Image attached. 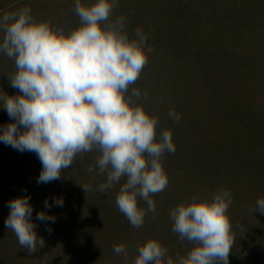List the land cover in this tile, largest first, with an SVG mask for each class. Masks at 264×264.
<instances>
[{
	"label": "rangeland",
	"instance_id": "374dc122",
	"mask_svg": "<svg viewBox=\"0 0 264 264\" xmlns=\"http://www.w3.org/2000/svg\"><path fill=\"white\" fill-rule=\"evenodd\" d=\"M74 5L75 0H0V16L30 7L36 20L71 30L79 25ZM118 16L127 17L130 37L142 27L153 49L129 91L148 93L138 103L159 116L158 135L170 130L175 144L163 159L168 186L151 197L155 217L149 213L135 228L119 211L115 197L126 178L107 193L97 190L106 176L98 168L87 171L95 167V151L77 156L59 180L38 184L37 155L0 142V264H132L137 246L150 238L174 259L184 256L194 245L172 231L170 211L218 189L233 196L229 264H264V213L253 212L264 198V0H119L112 19ZM15 72L14 60L0 54V94H21L9 81ZM170 109L179 114L178 123L169 119ZM12 122L0 107V130ZM21 196L30 197V219L45 241L34 253L20 248L5 226L8 202ZM54 197H63V207L46 209L45 199L51 203ZM139 206L147 207L142 200ZM41 211L55 222L38 220ZM121 243L127 259L113 251Z\"/></svg>",
	"mask_w": 264,
	"mask_h": 264
},
{
	"label": "clouds",
	"instance_id": "9594fccd",
	"mask_svg": "<svg viewBox=\"0 0 264 264\" xmlns=\"http://www.w3.org/2000/svg\"><path fill=\"white\" fill-rule=\"evenodd\" d=\"M118 3L75 0L79 25L71 30L36 20L30 7L0 16V54L14 60L16 72L9 81L21 93L0 94V107L14 121L0 130V142L37 155L42 164L38 184L59 180L77 156L97 152L95 167L87 169L93 173L98 168L97 174L106 176L97 190L107 193L126 178L115 202L131 226L140 228L149 213L155 217L151 197L168 186L163 159L175 152V144L170 130L158 135L159 116L138 103L148 93L138 88L129 91L153 49L142 27L130 37L125 30L127 17L112 19ZM168 117L176 123L180 120L171 109ZM29 200L21 196L8 202L5 226L20 248L34 253L45 241L30 219ZM140 200L146 208L139 206ZM232 202L228 189H218L211 197L193 196L179 203L170 211L172 231L194 246L174 259L158 239L150 238L137 246L132 264H229L235 242L228 211ZM63 203V197H54L51 203L45 199L44 206L63 207ZM256 211L264 213V198L257 200ZM36 218L56 220L44 211ZM113 251L127 259L125 244L115 245Z\"/></svg>",
	"mask_w": 264,
	"mask_h": 264
}]
</instances>
